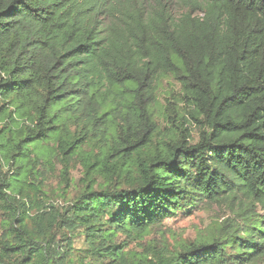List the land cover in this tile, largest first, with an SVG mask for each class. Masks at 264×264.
Segmentation results:
<instances>
[{"label": "trees", "instance_id": "obj_1", "mask_svg": "<svg viewBox=\"0 0 264 264\" xmlns=\"http://www.w3.org/2000/svg\"><path fill=\"white\" fill-rule=\"evenodd\" d=\"M165 79L182 109L173 94L160 104ZM56 161L62 206L45 185ZM240 199L260 210L239 231L169 255L142 245L168 219ZM259 252L264 0H0V264H248Z\"/></svg>", "mask_w": 264, "mask_h": 264}, {"label": "rangeland", "instance_id": "obj_2", "mask_svg": "<svg viewBox=\"0 0 264 264\" xmlns=\"http://www.w3.org/2000/svg\"><path fill=\"white\" fill-rule=\"evenodd\" d=\"M158 99L160 104L166 103L165 97L173 94V101L176 102L175 108L182 109L179 105L181 98V89L172 79H165L158 86ZM183 111V110H182ZM184 112V111H183ZM159 128L165 132L170 127L162 120L159 122ZM168 127H167V126ZM191 141L196 143L199 139L196 129H192ZM64 165L56 161L53 165H46L45 170V185L46 189L52 195V201H59L62 206L64 198L63 191L60 186L63 182ZM83 169L77 162H72L69 166V178L74 180L81 179ZM72 195V193L70 194ZM241 204L233 206L226 202L201 205L194 210L190 215H180L176 218L166 220L162 226L155 228L152 233L147 236L142 245L146 243L157 247L162 253L169 255L174 253L179 247L188 246L200 241H209L214 238H220L233 233L234 230L243 229V223L246 218L254 215V212H259L260 208H249L243 205V200L240 199ZM248 206V205H246ZM77 249L83 248V240L79 239L75 242ZM130 249L139 251L138 247L131 246ZM253 255L251 262L248 264H264V252Z\"/></svg>", "mask_w": 264, "mask_h": 264}]
</instances>
